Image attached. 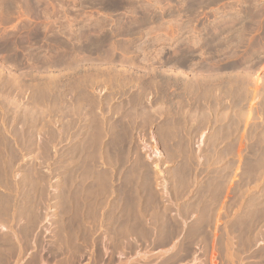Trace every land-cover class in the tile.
<instances>
[{"label":"rangeland","instance_id":"374dc122","mask_svg":"<svg viewBox=\"0 0 264 264\" xmlns=\"http://www.w3.org/2000/svg\"><path fill=\"white\" fill-rule=\"evenodd\" d=\"M0 264H264V0H0Z\"/></svg>","mask_w":264,"mask_h":264}]
</instances>
